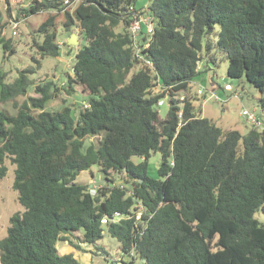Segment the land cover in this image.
Wrapping results in <instances>:
<instances>
[{
    "label": "trees",
    "instance_id": "obj_1",
    "mask_svg": "<svg viewBox=\"0 0 264 264\" xmlns=\"http://www.w3.org/2000/svg\"><path fill=\"white\" fill-rule=\"evenodd\" d=\"M7 1L10 18L18 20ZM65 1L34 0L19 13L25 19L56 13L39 27L36 69L42 59L60 56V13L64 29L82 35L86 45L75 56L67 92L78 84L90 99L78 118L71 107L49 111L58 88L48 83L38 85L41 96L29 97L16 115L0 109V179L9 158L24 209L0 240V264H81L73 253L61 254L58 244L105 253L106 227L122 253H134L142 264H264V224L255 217L264 213V128L251 127L246 135L225 131L190 100L175 99L201 75L204 39L219 28L227 77L257 88L264 113V0H150L154 33L148 39L143 28L138 48L153 69L137 56L129 30L133 13L147 12L136 0H70L79 1L72 11ZM0 43L6 55L15 53L1 31ZM35 71H21L13 82L0 74V102L26 96ZM156 86L161 94H153ZM166 96L170 107L162 119L156 107ZM88 137L97 144L86 147ZM156 153L162 160L152 177L149 159ZM93 166L108 182L95 194L76 182ZM112 173L129 179L131 191L116 186ZM137 200L146 208L140 220L132 213ZM116 213L124 218L105 227L102 220Z\"/></svg>",
    "mask_w": 264,
    "mask_h": 264
},
{
    "label": "rangeland",
    "instance_id": "obj_2",
    "mask_svg": "<svg viewBox=\"0 0 264 264\" xmlns=\"http://www.w3.org/2000/svg\"><path fill=\"white\" fill-rule=\"evenodd\" d=\"M32 2L34 3V0H11L12 13L15 18L20 19L19 28L16 30L17 35H13L14 30L9 22V13L4 9L2 4L0 5V12L2 14L0 17V31L2 36L11 42L15 50L13 55H6L3 45L0 43V74H5V81L13 82L18 78L21 71L31 67L36 70L35 73L29 75L32 85L29 87L27 95L19 96L13 102L5 104L0 102V109L11 115H16L18 107L27 101L29 97L39 98L41 96L36 91L38 85L53 83L58 88V92L55 94L54 99L47 104L46 109L58 111L64 107H71L74 117L78 118L80 111L88 105L90 94L86 93L78 84L73 85L74 91L70 93L67 92V88L69 77L74 78L73 67L75 56L86 45V40L79 34L76 28H73L71 31L64 29L63 21L65 15L60 13L57 19L56 32L57 41L62 44L60 56L42 59L40 67L36 69L38 64H36L34 58H40L36 44L43 41V35L39 33V27L48 16L56 15V13L40 12L27 19H23L19 10L27 7ZM78 4L79 1L74 2L70 6L69 11H72ZM149 4L150 0H136L135 6L138 10L147 11L146 9ZM145 14L147 17L150 16L148 11ZM121 30L122 26L117 28V32ZM218 33L219 28H216L213 34L205 37L201 61L199 62L201 75L190 84L187 91L179 93L175 99L183 102L186 99L190 100L201 117L212 120L223 130H239L243 135H246L252 126L242 116L243 110H248L249 112L255 111L264 121V113L258 105L261 93L246 80H235L227 77L229 60L226 54L217 49ZM72 35H77V45L69 44ZM209 42L213 43L211 50L207 48ZM138 68H135V70ZM227 83L233 85L234 89L232 92L224 90ZM198 89L206 90V99L197 93ZM152 92L154 95L161 94L162 89L160 86H156ZM211 92L218 95L220 100L211 99ZM235 92L240 93L241 96L234 97L233 94ZM168 97L163 98L165 99L163 105L156 107L162 119L166 118L169 111L170 98ZM34 112L39 113V110H34ZM97 140V137H88L85 140L86 147L91 144H97ZM161 160L160 153L152 154L149 159L151 167L150 176H156L155 173L160 166ZM133 161L139 163L142 159L135 157ZM5 166L7 167V175L0 179V240L7 235L11 217L17 212L24 211L22 205L19 203L18 193L13 187L16 166L12 164L9 158L6 159ZM109 178L114 180L116 186L124 187L129 192L133 187L132 182L124 175L112 173ZM76 182L82 185L93 186L97 189L108 183L98 166H93L90 170L82 172ZM255 217L264 224L263 212H258ZM105 232L100 242L105 253L90 245L82 244L83 251H76L79 253L77 255L81 264H142V260L134 253L123 254L120 243L108 234L106 228ZM78 236L82 238L83 232L78 233ZM58 248L61 254L71 253L68 251L71 247L66 241H61L58 244Z\"/></svg>",
    "mask_w": 264,
    "mask_h": 264
},
{
    "label": "built area",
    "instance_id": "obj_3",
    "mask_svg": "<svg viewBox=\"0 0 264 264\" xmlns=\"http://www.w3.org/2000/svg\"><path fill=\"white\" fill-rule=\"evenodd\" d=\"M76 2V1H75ZM3 5L4 9L7 10L8 8V1L7 0H0V5ZM65 5L70 6L72 5V3L70 2V0H66L65 1ZM131 11H135L133 8H131ZM1 13H0V17H1ZM22 18L25 19L24 15H22ZM21 18V19H22ZM12 28H13V35H17V29L19 28V23H20V19L19 20H14L11 19L9 20ZM143 28H145V34L148 36V39L151 38V36L154 33V28H155V24L154 21L152 19L151 16H148L145 13H140L138 12H134L133 16H132V21H131V25H130V33L132 36V40L134 41V46L137 50V56L145 63V65H147L149 68L153 69V62L144 57L141 53L140 50L138 48V43H139V39L143 36ZM60 46H62V44L59 43ZM145 48L149 47V42L147 41L145 43ZM233 85H231L230 83H227L224 87L225 91H229L232 92L233 91ZM197 93L201 96L204 97L205 99L207 98V92L204 89H198ZM234 97H240L241 94L238 92H235L233 94ZM169 98V97H168ZM211 99H215L216 101L220 100V97L216 94H214V92H211ZM165 101V99H161L158 103L157 106L163 105V102ZM183 105V104H182ZM242 116L245 117L247 119V121L250 123V125L254 128H257L259 130H263L264 126H263V121L261 119L260 116H258L255 111L253 112H249L248 110H243L242 111ZM182 115V112H180V116ZM179 126H181V124H179ZM97 191L96 187L91 186V193L95 194ZM136 208V209H135ZM135 208L132 209V213H134L136 215L137 220H140L142 217V214L144 213V211L146 210V208L144 207V205L140 202V201H136L135 204ZM124 218V216L120 215L119 213H116L112 218H108L105 217L102 220V224L106 227L109 225V223H118L120 219ZM107 228V227H106ZM108 232V231H107ZM106 232H103V235Z\"/></svg>",
    "mask_w": 264,
    "mask_h": 264
},
{
    "label": "water",
    "instance_id": "obj_4",
    "mask_svg": "<svg viewBox=\"0 0 264 264\" xmlns=\"http://www.w3.org/2000/svg\"><path fill=\"white\" fill-rule=\"evenodd\" d=\"M69 44L70 45H77L78 44L77 35H72V37L69 40Z\"/></svg>",
    "mask_w": 264,
    "mask_h": 264
},
{
    "label": "crops",
    "instance_id": "obj_5",
    "mask_svg": "<svg viewBox=\"0 0 264 264\" xmlns=\"http://www.w3.org/2000/svg\"><path fill=\"white\" fill-rule=\"evenodd\" d=\"M70 246V245H69ZM71 247V246H70ZM71 250V251H70ZM70 250H68L69 251V253L71 252V253H73L74 255H75V257L78 259V255L77 254H79V253H77L76 251V249L75 248H73V247H71L70 248ZM75 251V252H74Z\"/></svg>",
    "mask_w": 264,
    "mask_h": 264
},
{
    "label": "clouds",
    "instance_id": "obj_6",
    "mask_svg": "<svg viewBox=\"0 0 264 264\" xmlns=\"http://www.w3.org/2000/svg\"><path fill=\"white\" fill-rule=\"evenodd\" d=\"M2 15V14H1Z\"/></svg>",
    "mask_w": 264,
    "mask_h": 264
}]
</instances>
